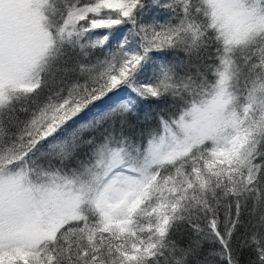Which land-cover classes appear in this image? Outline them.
Returning <instances> with one entry per match:
<instances>
[{"label":"snow or ice","instance_id":"snow-or-ice-1","mask_svg":"<svg viewBox=\"0 0 264 264\" xmlns=\"http://www.w3.org/2000/svg\"><path fill=\"white\" fill-rule=\"evenodd\" d=\"M0 264H264V0H0Z\"/></svg>","mask_w":264,"mask_h":264}]
</instances>
